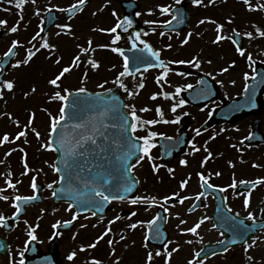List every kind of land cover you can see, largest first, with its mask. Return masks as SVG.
Listing matches in <instances>:
<instances>
[{"label":"snow or ice","instance_id":"snow-or-ice-1","mask_svg":"<svg viewBox=\"0 0 264 264\" xmlns=\"http://www.w3.org/2000/svg\"><path fill=\"white\" fill-rule=\"evenodd\" d=\"M8 3H12L13 0H7ZM28 0H16V7L17 9L21 10L20 19H23L22 9L25 3H27ZM87 0H76L75 3L71 4L68 8H59L58 10L60 12H67L69 14L76 12L78 9L80 11L83 10V6L86 4ZM31 3L35 4L36 0H31ZM175 3L179 5L181 3V0H175ZM191 3L196 6L204 5V0H191ZM215 0H208V4H214ZM242 3L247 7L249 11H264V3H261L260 0H256L255 5L252 3V0H242ZM106 6V5H105ZM55 7V6H53ZM159 10L161 15L166 14H172L171 20L166 21H155V20H147L145 21L146 24L149 25H157V26H164V25H170L172 21H178V15L180 12V9L173 10L171 5H162L159 6ZM7 11V9H5ZM46 11H51V9H46ZM175 12V14H173ZM96 13H93L95 15ZM149 14H151V10H149ZM35 15H40V9L35 10ZM113 15L115 16V11L113 12ZM137 16L141 15V13L137 12ZM69 19L72 18L71 15L68 17ZM234 21V17L228 18V23H232ZM199 24H205V23H211L216 25V37L212 41L213 44H219L221 41L227 39L232 42V44L236 47V51L241 57H245L247 61L249 62V68H252L254 64L257 63V61L253 58V54L251 52H247V50L241 46L238 39L235 37H241L246 36L249 38V40L254 39V33L253 31H246L244 33L239 32L235 28L232 29V33L234 35L224 34L223 29L225 27L224 24L218 23L215 19L211 18H204L201 19ZM44 21L41 20V26L40 30L36 32V34L32 37V40L29 41L30 44H32L31 48L26 49V55L23 60H16L15 64L12 65V67L17 68L21 65H27L33 57L41 50V49H48L50 52L55 49V45L50 44L48 39L46 37H41V33L44 32L43 27ZM7 21L6 20H0V26H6ZM133 20L124 17L121 21L118 18L117 23L115 26L104 29V28H97L94 29V31H99L102 33H109V34H115L112 37L111 43L108 45H97L98 48H111V50L115 53L120 54L123 57L124 70L119 73V75L116 77V80L114 83H117L120 88L124 89L128 95L134 96L138 95L139 92H132L128 90V86L121 80V77H124L126 75H130L129 71V57L124 55L123 49L120 47H113V45H116L117 42L121 39V35L119 32H117V29H123L125 32L128 30V28L132 27ZM62 30H67L68 32L71 31V25H58ZM253 28L255 29L256 36L264 38V30H262L259 26L253 25ZM19 30V21L15 26H12L8 31L11 33H16ZM152 32L156 31V27H153L151 29ZM60 33H57L59 35ZM148 33H144V35H147ZM165 33L163 31L160 32V35L163 36ZM193 33L189 32L186 36V38L181 42L183 44H187L189 40L191 39ZM40 39V45L39 47H36L35 44L32 43V41H36L37 39ZM171 39V37H169ZM129 40L132 42V47H137V42L143 45V49L141 51H147L150 56L153 58V60L147 59L144 56L136 57V63L137 67L135 71L137 73H141V68L139 65L143 66L144 71H148L149 69L158 66L162 71L160 75L156 77V83L160 85L162 91L160 93H153L150 99L155 100L158 96H163L165 99L173 98V93L163 91L165 85L168 84V76L170 72L175 71V69H172L169 67L170 64H179V65H192L193 67L199 69L201 67V60L199 57H193L190 60H174V61H168L165 62L163 59H161V53L159 50H155L153 46L148 43L145 40H141V33L136 32L134 36H129ZM19 47H23L21 42L19 40H13L11 43V46L8 48V50L3 54L4 57H14L17 55V49ZM167 48H171L172 45L168 44L166 45ZM95 48H93V41L91 39L88 40V47L80 46V54L76 55L71 64L68 66H65L62 68V70L59 72L58 75H56L54 78L50 79L48 81V84L53 86L54 89H60L61 88V79L62 77H65L66 73H69L72 71L74 67H78L80 65L81 56L84 54H89L95 52ZM62 57L57 58L55 63L59 64L61 62ZM88 64L91 65L92 68L98 69L100 64L95 59L89 58ZM208 63H211V61H208ZM236 61H231V63L228 65V67L221 68L220 73H226L229 71V69L233 66H235ZM0 68H2V65H0ZM255 71V69H253ZM179 75H185L183 72H178ZM211 75V73H209ZM141 76H143V73H141ZM87 78V73H85V79ZM243 79L247 82L250 79H256L255 76H250L248 72L244 73ZM104 83H107L105 81ZM222 83V82H221ZM232 84H235V81H231ZM260 83H264V80H261ZM83 84V81H82ZM15 87V81L10 79H0V99L4 97L5 90L11 92L14 90ZM98 87L101 89L104 88V84H100ZM145 87V83L143 79L140 80V82L136 85V88L143 89ZM188 87H191V85H188ZM182 89L180 87H176V94L178 95ZM250 86L248 83H245L244 85V92L247 94L249 93ZM31 91L34 93L36 91L35 87H32ZM106 92H111V89H105ZM87 89L83 86L76 89L75 92L69 91V89L64 88L63 93L60 90L54 91L50 95V100L53 101H61V102H67L69 101L70 97H75L71 101V108L73 109V113L71 116L66 115V109L69 107L68 103H62L60 109H59V115L58 116H51L50 114V132H49V139L48 141L42 145L44 149L47 150H53L58 151L60 155H58L57 159L60 164H62L63 170L61 167H58L55 163L51 165L53 168V171L60 174L59 180L53 181L52 183L48 184L47 187L49 189H53L52 195L55 197L58 195V192L56 189L53 188L54 184H59L61 182H66L68 184H71L72 177L75 176L77 180L80 181V183L83 185L84 189H87L86 198H82L85 194L79 193L76 195H73L71 197L72 203L69 204L68 210H72L73 205H78V210L75 212L72 216L71 220L64 221V226H68L72 224L74 220L77 219L81 211L90 212L92 216L96 215L97 210H103V205L107 202H110L112 200H119V201H125L126 196L121 194L123 193H131L133 191V188L135 184L139 183V180L136 179L132 173L133 170L141 164V162L147 158L149 161H154V157L151 154L152 148L155 147V138L159 136H164L163 133H157L156 131H151L148 129V126H154L158 123H179L181 117L176 116L173 120H167L164 119V111L161 106H157L155 111L157 115L160 117V119H142L140 115L137 114V110L135 108V105H128L127 103L123 104L122 106H117L114 102L118 100V97H111L110 100L103 99L101 96V93H89V96L94 95L96 97V105H97V112L95 113L96 122L93 123L91 126H89L88 122L84 120L81 116V113L83 112L84 108L87 107V101L84 100L83 97H81L80 94L86 93ZM28 93H25V96H27ZM249 100L251 101V106L255 107V96L254 94L249 97ZM186 103L185 100L180 99L178 102L173 103L171 105V112L176 113L177 109L183 106ZM122 109H128L129 111H123ZM45 111H47L45 109ZM140 112H148L151 111V109L147 106L144 108H141L139 110ZM111 113V115H109ZM7 115L10 119H13L11 113H0V116ZM35 119V113H31L28 123L23 126V129L16 133L13 140H10L9 134L5 133L0 139V145L4 143H14L15 141L20 140L21 137H26L28 134V130L31 129V131L39 138L41 136V133L36 130L34 127H31L33 124V121ZM66 119H71L73 121H79L78 123H73L71 125L72 129V138L67 143L65 142V134L64 129L68 127L66 124L61 125L62 121H66ZM111 120V123L108 121ZM131 120V122H129ZM14 123L19 127L20 121L18 119L14 120ZM109 130L111 131V134H109ZM138 130H145L146 134L142 136L136 135ZM223 131V130H221ZM196 136L201 135V129L197 128L195 129ZM56 137L55 139L53 137ZM165 139L171 140L172 137L164 136ZM215 139V135L211 136L209 140ZM247 139V138H246ZM98 140L101 141L98 143ZM27 142V141H25ZM208 141H205L204 143V151L207 153V155L203 158L201 161V168H203L209 160L213 157L212 152L207 147ZM235 147V145H233ZM192 153L195 154L196 152H199L201 149L200 147H197L196 143L193 140V143L191 145ZM20 151H24L23 149H20ZM11 152L7 153V155H10ZM27 154L25 153V159H24V167L25 171L21 175H27L29 172V167L26 160ZM135 158V162L133 163L132 160ZM2 163V161H0ZM188 160L182 159L180 161L181 165H188ZM230 166L234 167V164L232 161H229ZM161 165H158L156 163H152V168L154 172H159V168ZM253 167H260V165L253 164ZM168 171L172 173L174 170L169 168ZM81 173H87L86 176H81ZM10 176L11 173H8ZM212 175L219 176L221 175L220 172L215 173H208L207 175L204 172H198L197 176L200 180V186L202 189L206 188H213L217 189L219 192L223 193L227 191V188H233L236 189L238 187V184L235 179H233V182L228 185L227 187H220L217 185H214L209 182V179ZM191 179V173L180 182V188L184 189L189 181ZM21 183V181H16V183H13L11 179L6 180V184L9 188L15 189L16 184ZM240 185H244V191L246 192V195L244 196V206L245 208H249L251 205V196H252V190L255 189L259 184L264 183V178H257L255 181H245L240 180L238 182ZM38 184L36 182V177H32L31 182V188L35 191L38 189ZM5 189L0 188V199H3L7 201L9 199V196L3 195ZM65 189L61 188L60 192H64ZM69 191L75 192V189H69ZM205 196V191L199 192L196 196V200H200L201 197ZM178 198V202L180 204H183L185 200L190 199L188 196H181L179 192L172 193L171 196H165L163 197L164 204L161 205V207H164V205L168 204V202L173 199ZM37 195L32 196H21V195H15L13 206L15 207V212L13 213V216H18L21 211V201L27 202V201H34L37 200ZM128 202L131 205H137L140 203L144 204H158L159 201L157 200L156 196H136L134 198H131L128 200ZM194 209H189V211H192ZM43 211V210H42ZM164 211L168 212V208L164 207ZM229 212L232 211L231 208L228 209ZM260 212L264 214V208L260 209ZM137 213L135 211L131 212L129 218L132 216H135ZM179 214L177 213V216ZM238 215V214H237ZM121 217L118 215L114 217L112 220L108 222V227L105 229V231L96 238V240L90 244L87 245V248H95L101 240L104 239L105 236H108L112 232L111 225L115 223L116 221L120 220ZM160 219L159 214L157 216L147 221L149 225V232L153 233L156 239H159L161 236V232L159 228H156L154 231L152 229V226L157 223V220ZM209 219L208 217H202L200 220L194 224V226L189 227L187 229H180L181 232H187L194 234L196 236H199L198 229L201 227L204 222ZM228 220L234 219L233 217H228ZM247 219L252 222H256V215L252 211H248ZM61 222L58 221L57 224H54L53 227H57ZM145 222L138 221L136 223H132L128 225V228L135 229L137 228L138 224L140 226H143ZM186 223L185 220L181 219L180 224ZM25 224H28L27 221H25ZM239 225H244V221L241 220L239 222ZM0 226H7V220L3 214H0ZM36 227H39V225H36ZM36 227H32L29 225V230L27 232L28 239L30 241L36 240ZM81 227H86V225H81ZM95 227V225H94ZM179 227V225L177 226ZM216 225L213 224V228H215ZM234 232H237L242 237V232L247 231V229L241 230L239 226L234 227ZM261 230H264V224H261ZM58 234V233H57ZM125 239L124 235L120 236V240ZM149 239V235L146 234L145 236V244L144 247L147 248V241ZM202 240L203 238L200 237ZM261 238H253L252 242L249 244L245 241V256L248 261V264H253L254 257L252 255H249L248 252L251 248L256 246L257 240ZM116 241L114 239H109L108 244L110 248L112 249V254H115L116 249L112 247ZM193 241L189 240L187 243L191 244ZM233 243L236 241L233 240ZM172 243V241H168L166 244L163 245L164 252L161 253V251L157 250L155 254L152 251H148L147 257H146V264H152L154 260V255L156 257H159L161 255H164L165 257V264H170L171 257L173 256V253L177 252L179 250L178 247L172 248L170 251L168 250V244ZM220 243H223V241H220ZM6 247L5 245L0 244V248ZM81 250H85L84 246H81ZM225 252L228 251L227 248L224 249ZM202 253H204V249L201 248L198 251H195L193 254V258L188 261V264H204V260L200 259ZM216 253L213 252L212 255H215ZM21 256H23V252L20 253ZM77 256V252L73 251L71 252L67 259L69 261L73 260ZM19 264H24V260L21 259ZM86 264H102V261L96 258H92L90 261H86ZM116 264H119V259H117Z\"/></svg>","mask_w":264,"mask_h":264},{"label":"rangeland","instance_id":"rangeland-1","mask_svg":"<svg viewBox=\"0 0 264 264\" xmlns=\"http://www.w3.org/2000/svg\"><path fill=\"white\" fill-rule=\"evenodd\" d=\"M119 0H91L89 6L77 17L68 21L62 22L58 25H71V31L68 32L67 30H62L58 25L53 26L45 35L41 34V37H46L50 44L55 45V49L50 52L48 49H41L34 57L33 62L35 64H30L31 61L27 65H21L17 68H12L11 72L13 73L11 79L15 81V87L13 90V100L11 97L8 96V91L5 90L4 97L0 99V102L4 101L7 103L5 106H2L0 103V113H11L13 119H10L9 116L3 115L0 116V139H2L5 133L9 134L10 140H13L16 133L23 129V126L28 123L29 117L31 113H35V119L31 127H34L41 133V136L37 138V136L31 131L28 130V134L26 137H21L20 140L15 141L14 143H4L0 145V188L5 189L3 195L9 196L7 201L2 199L0 202V209L1 211H5L10 206V199L14 195H20L23 191H29L30 189V181L32 177L35 176L36 180L44 181V184H48L53 175L54 171L51 167L54 164V154L52 150H47L42 147L49 139V132H50V114L51 116H58V108L60 107L61 101H53L50 100V95L56 91L60 90L63 93V89L67 88L69 91H75L76 89L80 88L81 86L85 88H93L97 90H87L90 92L95 91H104L100 90L101 88L98 87L100 84H105V81H109L110 78L117 74L121 67L122 60L120 57L112 52L109 48H98L97 45H105L107 42L111 40V38L115 34L109 33H102L99 31H94L97 28H104L108 29L113 26L114 23V15L108 11H105L108 6L113 7ZM76 0H66L65 3H62V0H37L35 4L31 3V0H28L27 3L24 4L22 9L23 19H20L21 10L17 9L16 0H13V19L7 21L6 28L0 26V30H5L9 33V36L6 35V41L9 38L13 40H19L23 47H19L17 51V55L15 56V60L13 64H15L16 60H23L26 55V49L31 48L32 44L29 41L32 40V37L40 30L41 20L44 17L46 9H51L59 14L62 15L59 8H65L70 6L71 4L75 3ZM142 3V0H141ZM62 4V5H61ZM106 5V6H105ZM55 6V7H53ZM40 9V15H35V10ZM3 12L0 11V20H5ZM93 13H96L93 15ZM6 17V16H5ZM19 21V30L16 33H11L8 31L12 26H15ZM102 21V25L101 22ZM9 24V25H8ZM191 32V31H190ZM57 33H60L57 35ZM189 33V32H188ZM186 34L182 38H186ZM193 36L197 39V33H193ZM192 38V37H191ZM91 39L93 41V48H95V52L84 54L81 56V63L78 67H74L71 72L66 73L65 77L61 79V88L54 89L53 86L48 84V81L54 78L59 72L62 70L63 67L68 66L71 64L73 58L80 54V46L88 47V40ZM127 39V38H126ZM169 38L165 39L168 40ZM154 42L157 41L156 38H153ZM193 40V39H192ZM3 41L0 45L2 46ZM123 41V40H121ZM127 39V43H128ZM195 41V40H193ZM40 39L38 38L36 41H32L36 47L40 45ZM180 42V41H179ZM6 43H4L5 45ZM3 45V46H4ZM155 47V43H152ZM197 46V45H196ZM202 50L206 52L209 50L214 55L217 52L215 50H210L209 48L205 47V42H203ZM156 48V47H155ZM196 48V47H195ZM220 48H222L223 52H230L231 50L228 48L226 44H221ZM187 45L184 46L182 49L179 47H173L171 52L177 54L185 55L187 53ZM192 49V47H191ZM195 50L194 52H196ZM167 56H170L166 54ZM207 56L205 53L204 58ZM61 62L59 64L55 63L57 58H60ZM199 57H202L199 54ZM216 57L218 55L216 54ZM92 58L99 62L100 66L98 69H94L88 64V59ZM202 67L199 70L207 67L201 63ZM120 66V67H119ZM212 68H208V70L217 74V77L221 79V97L225 99H231L233 95L237 94L238 90H233L238 86L241 88L242 83L235 82L232 84L231 81H227V78L224 76L225 73L221 74L220 70L217 71L215 63H213ZM246 72L245 68H242L240 73V78L238 81L242 80L244 73ZM85 73H87V78L85 79ZM184 73V72H183ZM137 76V75H136ZM173 76H168V88L171 89L168 92L173 93L174 99H176V87L182 88L185 85L186 75H182V81L178 83V85L173 89V85H171ZM124 80L123 82L128 86V90L132 92H136L137 88L135 87L141 79H143L145 83V87L143 89H139L140 91L138 95L129 96L125 90H122L124 97L126 98V103L128 105H135L137 110V114L141 117L146 112H140L141 108L145 106L149 107L152 111L148 112L147 115H156L157 106H161L162 109L166 107L167 103L160 99L158 96L155 100L150 99L153 93H160V90H156L151 83H154V74L152 72H145L143 76H139V78L132 77H122ZM175 79V77H174ZM176 80V79H175ZM83 81V84H82ZM152 81V82H151ZM111 85L113 87L118 86L117 83L110 84L107 82V86L104 85V88H109ZM32 87L36 88V91L33 93L31 91ZM75 89V90H74ZM28 93L25 96V93ZM148 100L150 102L148 103ZM177 100V99H176ZM179 100V99H178ZM177 102V101H175ZM174 102H170L169 104L172 105ZM147 104V105H146ZM157 105V106H156ZM156 106V107H155ZM45 109L47 111H45ZM60 109V108H59ZM126 111H129L126 109ZM176 114V113H173ZM164 117H169V114L165 115ZM18 119L20 121V126L18 127L14 120ZM155 119H160L158 116ZM244 123L240 122L238 126L235 128L238 131L242 129L244 130ZM148 129L151 131H156L154 126H148ZM233 129L232 131H235ZM144 134H146L145 130H142ZM236 134V132H235ZM27 141V142H25ZM23 149L24 151H20ZM11 152L10 155L7 153ZM25 153L27 154L26 160L29 167V172L27 175H21L25 171L24 167V159ZM8 173H11L9 176ZM246 175L242 176L245 177ZM142 177H145L142 174ZM54 178V177H53ZM11 179L13 183L16 181H21V183L16 184V188L12 189L9 188L6 184V180ZM39 183V181H36ZM29 186V187H28ZM48 188V187H47ZM44 203L38 211H35L34 214L30 215L28 219H25L28 224L24 226L25 223L19 224L17 233H27L29 230V225H36V221L38 219H43V228H48L49 230L39 231L37 232L39 238L42 240H48V236L50 235V228L53 224L57 223L58 221H62L65 218H70L72 215V211L68 210L66 206H56L53 204L50 198V190L46 191L44 195ZM54 205V206H53ZM53 206V207H52ZM43 210V211H42ZM43 212V216H40V213ZM24 221V220H23ZM78 230H85L90 232L94 229V227L89 226L88 223L85 222L83 218L80 220ZM81 225H86V227H81Z\"/></svg>","mask_w":264,"mask_h":264},{"label":"flooded vegetation","instance_id":"flooded-vegetation-1","mask_svg":"<svg viewBox=\"0 0 264 264\" xmlns=\"http://www.w3.org/2000/svg\"><path fill=\"white\" fill-rule=\"evenodd\" d=\"M184 2L190 10L198 11L201 9L202 14L207 18L215 19L218 16V23L225 25L223 29L224 34L231 35L232 29L234 28L241 33L253 31L255 36L254 39L249 40L246 36H242L243 38L237 37V39L242 47L244 41V48L247 52H251L253 54V58L257 61V63L251 68V75H253V73H255L258 69H262L264 71V38L256 36L255 29L253 28V25H257L264 30V11H249L242 3V0H215L214 4H208V0H204V5L201 6L193 5L191 0H185ZM260 2L264 3V0H260ZM252 3L255 5L256 0H252ZM230 16L234 17V21L232 23L227 22ZM243 19L248 20L249 22H244ZM199 21L200 20H198V22ZM224 41L232 44L230 40L225 39ZM12 64L13 61L9 63L6 74L11 69ZM253 69H255V71H253ZM261 80L262 79H260V81ZM259 84L260 87L263 86V83L259 82ZM212 105L214 106L207 110L211 112L204 113L198 120V128L211 115L213 109L218 106L217 104ZM251 126H253L254 132L264 136V93L259 109L254 112V116L245 119L244 130L241 132L243 136L246 137L248 135L251 130ZM211 128L203 134L204 139L210 138L213 135H215V138L220 137L225 131V125H215ZM252 155H254V153ZM256 157L264 159V150L259 155H256ZM201 159L202 157L200 152H196L195 154L191 152L186 158L189 162L187 166L183 165L184 167H174L176 164H179V161L182 160L181 158L175 159L166 167L172 168L173 170L175 168L177 172L184 170L186 173L184 178H187L189 173H191V179L184 189L180 188V182L158 183L157 185L159 187L155 193V196L159 201L158 204L140 203L137 205H131L128 202L129 199L136 196H145L146 185L144 183H139L136 195L134 194L132 197L125 199V201L111 203L109 212L106 215V228L108 227V222L114 217L118 215L121 217L120 220L111 225L112 232L108 236H105L95 248H87L86 245L92 244L103 232L97 230L91 232L89 242L86 237L82 240V237L79 236L74 241L76 247L79 248L74 250L77 252V256L71 261H69L67 257L73 251H71V248L66 247V243L61 240V249L59 252L61 259H63L65 264H86V261H90L92 258L101 260L102 264H116L117 259H119V264H125V260L122 255L125 248H127L128 251L130 250L137 254V264H144L148 249L153 250L154 253L157 250L163 253V245L168 241H172V243L168 244V250L170 251L172 248L176 247H178L179 250L173 253L170 264H188V261L193 258L194 252L203 248L204 245L219 244L220 241H226L229 238V234L232 233L234 227L239 226V228L243 230L242 227L247 228L251 226V230H256V232L253 237L246 242L250 244L253 238L261 239L257 240L256 246L251 248L248 254L254 257L253 264H264V230H261V224H264V214L260 212V209L264 208V183L259 184L252 190L251 205L246 209L243 203L246 192H237V188L240 185L238 182V187L236 189L227 188V191L223 193L213 188H201L200 180L197 176L198 172H204L206 175L217 171L220 172L221 175H212L209 179L210 183L220 187H227L232 183L230 177L226 174L224 166H222L221 159H219L217 155H214L203 168H201ZM255 164L258 165L257 162ZM249 171L250 175L249 177H246L245 181H255L257 178H264V165L260 167L252 166ZM201 191H205V196L201 197L200 200H196L195 196ZM174 192H179L181 196H188L190 199L185 200L183 204L178 202V198L171 199L168 204L164 205V207L168 208V212H165L164 207H161V205L164 204L163 197L171 196ZM221 200H223L224 209L227 212H229L228 209L231 208L232 211L229 213L245 219L244 225H239V222L235 219L233 222L231 221L230 224L224 226L223 232L216 227L213 228V213L215 210V204L216 201ZM32 209L34 208H28L26 210L27 214L29 213V215H31ZM189 209L194 210L189 211ZM133 211L137 214L129 218L131 212ZM248 211H252L256 215V222H252L247 219ZM0 212V214H3L2 211ZM177 213L179 214L178 216ZM12 214L13 212L11 208L3 215L7 219L11 217ZM157 214H160L162 217L161 223L163 222V230L166 233L165 243L157 247L147 246V249L144 247L147 221L154 219ZM202 217H208L209 219H207L198 229L199 236L187 232H181L180 229H187L194 226V224ZM181 219L185 220L186 223L180 224ZM138 221H143L145 223L143 226L138 224L135 229L128 228L129 224L136 223ZM178 225L179 227H177ZM0 232V235L6 239L1 226ZM121 235H124L125 239L120 240ZM200 237L203 239L201 240ZM109 239H114L116 241L112 246L116 249L115 254H112V249L108 244ZM27 240L28 237L25 236H13L10 240L11 250H13L12 261H7L5 264H19L20 260L23 259V256H21L20 253L23 252ZM189 240L193 242L191 244L187 243ZM195 240L201 241L195 245ZM41 244V248L44 250L46 243ZM232 244L233 243L228 241L224 247L220 248L216 252L215 255H212V253L209 252H204L201 259L204 260V264H248L245 256V242L237 243V245ZM81 246H84L85 250L82 251ZM225 248L228 249L227 252L224 251ZM6 257L7 256L0 259V264L4 259H6ZM28 260H31V257ZM152 264H165L164 255L159 257L154 256Z\"/></svg>","mask_w":264,"mask_h":264},{"label":"water","instance_id":"water-1","mask_svg":"<svg viewBox=\"0 0 264 264\" xmlns=\"http://www.w3.org/2000/svg\"><path fill=\"white\" fill-rule=\"evenodd\" d=\"M107 94H113V93H107ZM115 95V94H114ZM87 101V107L84 108L83 112L81 113V116L84 120L86 121H91L93 123L96 122V117H95V109L97 108L96 105V97L95 96H88L87 99H84ZM73 113V111L71 112V114ZM70 114V116H71ZM79 121H73L71 119H66V125L69 127L70 124L73 123H78ZM66 127V128H68ZM72 136V129H70V132L65 134V142H68L71 140ZM54 139L56 138L55 136L53 137ZM58 155H60V153L58 151H56ZM58 167H61L62 164L59 163V161H57ZM62 169V167H61ZM87 173H81V176H86ZM63 188L65 189L64 192H60V189ZM69 189H75V192L69 191ZM56 190L58 192V195L55 197L56 201L58 202H71L72 203V199L71 197L73 195L79 194V193H84L85 195L82 198H86V193H87V189H84L83 185L80 183L79 180L76 179L75 176L72 177V182L71 184H68L66 182H62V184L60 183L57 187ZM76 210H78V205L74 204L73 205ZM85 213V211H81L80 213ZM19 216V215H18ZM98 217V216H97ZM0 244L5 245L6 244L0 240ZM5 247L4 248H0V253H4Z\"/></svg>","mask_w":264,"mask_h":264}]
</instances>
